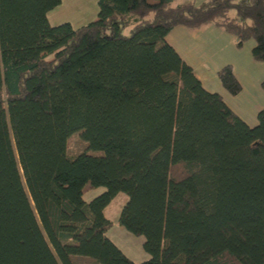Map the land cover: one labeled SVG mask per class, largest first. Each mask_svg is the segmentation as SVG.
<instances>
[{"label":"trees","instance_id":"16d2710c","mask_svg":"<svg viewBox=\"0 0 264 264\" xmlns=\"http://www.w3.org/2000/svg\"><path fill=\"white\" fill-rule=\"evenodd\" d=\"M61 2L0 0V264H136L106 236L121 193L140 264H264V110L249 127L165 41L210 23L264 62V0H98L77 29Z\"/></svg>","mask_w":264,"mask_h":264},{"label":"crops","instance_id":"0c3cea01","mask_svg":"<svg viewBox=\"0 0 264 264\" xmlns=\"http://www.w3.org/2000/svg\"><path fill=\"white\" fill-rule=\"evenodd\" d=\"M185 1L200 4L206 0H177L178 3ZM79 27L82 26H73L74 29ZM165 41L192 68L199 90L218 94L249 127L258 124V114L264 110V62L254 60L253 40L238 48L234 36L208 23L196 29L176 27L167 34ZM225 67L232 69L241 86V92L236 96L223 87L218 77Z\"/></svg>","mask_w":264,"mask_h":264},{"label":"rangeland","instance_id":"374dc122","mask_svg":"<svg viewBox=\"0 0 264 264\" xmlns=\"http://www.w3.org/2000/svg\"><path fill=\"white\" fill-rule=\"evenodd\" d=\"M98 0H62L61 4L48 13L49 24L53 27L69 23L74 27L84 26L94 21L98 13ZM72 26V27H73ZM82 152L92 153L87 149V143L82 141L77 134L71 135L67 140L66 153L69 157H75ZM104 188H93L86 185L83 190V199L90 202L101 195ZM127 201V196L119 194L105 209V216L112 222V227L106 236L136 264L146 261L149 256L143 249L144 238L127 232L118 224V218L122 207ZM78 264H90L88 259H76Z\"/></svg>","mask_w":264,"mask_h":264}]
</instances>
